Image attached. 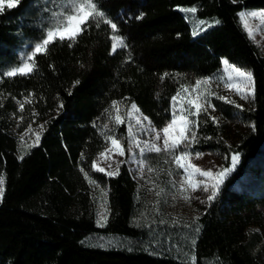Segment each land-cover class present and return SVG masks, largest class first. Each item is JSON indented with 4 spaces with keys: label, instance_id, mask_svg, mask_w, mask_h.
<instances>
[{
    "label": "trees",
    "instance_id": "obj_1",
    "mask_svg": "<svg viewBox=\"0 0 264 264\" xmlns=\"http://www.w3.org/2000/svg\"><path fill=\"white\" fill-rule=\"evenodd\" d=\"M56 2L21 0L0 13V74L23 62L27 44L41 40L49 26L45 8ZM98 4L126 48L113 53L110 26L93 23L71 45L56 42L38 55L32 74L0 79V176L5 179L0 264H190L191 256L196 264H264V236L251 229L264 228V54L239 15L264 9V0ZM187 7L197 12L180 10ZM199 21L205 23L193 36ZM223 59L252 72L255 96L245 108L211 101L225 122L248 126L233 145L222 137L225 122L199 117L194 151L219 153L226 166L231 154L239 153L240 163L196 223L157 212L125 164L116 176L92 170L108 146L104 135L114 134L105 113L113 100L134 102L162 128L171 119V97L180 84L218 77ZM26 96L32 102L21 111L18 102ZM16 117H23L21 124ZM36 123L44 129L38 144L29 147L21 134ZM81 169L99 187L90 185ZM105 208L107 223L98 224Z\"/></svg>",
    "mask_w": 264,
    "mask_h": 264
},
{
    "label": "snow or ice",
    "instance_id": "obj_2",
    "mask_svg": "<svg viewBox=\"0 0 264 264\" xmlns=\"http://www.w3.org/2000/svg\"><path fill=\"white\" fill-rule=\"evenodd\" d=\"M21 3V0H0V13H3L5 8L11 10L16 8ZM47 3V0H46ZM186 13H196L197 8L187 7L180 9ZM45 11L49 13V26L43 29V36L41 40L34 44L32 50L27 53L23 62L18 66L12 67L10 70L4 71L0 74V79L3 77H16V76H28L32 74L37 68L36 57L40 54L46 55L49 50V46L56 42H70L74 43L79 36H81L88 28L94 23L96 27H99L101 23L110 26L113 35L110 39L112 41L111 50L113 53L119 48H126L127 44L124 37L115 34L118 31L117 25L107 17V14L100 9L98 0H57L54 7L49 9L45 8ZM243 25L250 37H254V30L249 27L248 20L254 19L259 21L260 28H264V10L252 11L248 13L241 12L240 14ZM204 21L199 23L193 28V36L198 35L202 29L200 25H203ZM219 23V21H215ZM224 76L219 79L225 81V87L234 91L241 99H249L255 96V82L251 71L245 70L230 63L229 60L223 59ZM169 74L165 73L164 77ZM214 77H201L195 80L193 85L180 84L175 95L171 97V119L162 127L157 129L151 119L145 116L138 106L133 102L126 109H122V101L113 100L111 102V111L105 109V113L108 114L111 121L115 125L119 126L127 124V140L128 149L126 150L122 139H118L113 135H104V139L108 146L104 151L98 154V159L103 158L111 161L109 168L112 164H115L114 170H106L104 167H100L96 161L92 163V170L105 173L108 176L119 175V169L122 163L126 161L114 160L113 156L118 155L124 157L127 152H131L132 161L138 165L137 171L141 176L144 175V167L147 165V161L144 159L146 153L167 154L171 157V163L175 165L177 170H182L180 181H172V185L176 188L181 198L188 203H191L192 193L202 190L205 193H210L207 196V201H212L218 195L220 186L224 182V178L230 173L238 162V154H234L231 158L232 167L222 168L220 171H214L212 168H203L193 163V158L200 159L203 153L190 151L193 144L199 143V137L197 135V129L199 127V117L201 114H208L209 118L218 123V118L211 116L209 109H214L215 106L209 104V97L216 96L217 94L211 90V85ZM77 84L79 81L76 82ZM218 99L225 101L228 104H234L237 108H241L242 105L236 103L234 100L225 96H217ZM26 103H31L30 97H25L24 102H18L20 110L23 111ZM60 107H63L61 104ZM122 111L125 115H122ZM23 119V117H21ZM43 128V126H40ZM105 129L108 125L103 126ZM255 127L254 125L252 126ZM30 126L26 132H34ZM140 133H148V139L141 140L139 138ZM41 133L35 132V141L29 147H34L40 140ZM23 143V137L21 138ZM135 150H138L135 151ZM137 154L141 159L137 160ZM23 159V156L20 157ZM168 163V161H165ZM149 173H156L159 175L157 169L148 167ZM84 172L83 169H81ZM168 175H172V171H168ZM85 179L88 180L90 185L99 187L97 181L89 177L87 172H84ZM153 184V188L159 186L155 181H150ZM4 184L5 179L0 176V202L3 201L4 196ZM152 190V189H150ZM165 189L159 187L156 191V196L160 197L164 193ZM101 192L104 197L107 196V190L101 188ZM176 197L173 196V199ZM107 200H104V204ZM159 203L157 200L156 211H159ZM107 208L103 213H99L100 219L97 223H107ZM199 217L193 218V223H196ZM164 223L165 221H161ZM173 224L178 223V220H173ZM191 227V225H187ZM200 226L197 224L195 231L199 232ZM194 244V241H193ZM190 264H196L195 256L190 257Z\"/></svg>",
    "mask_w": 264,
    "mask_h": 264
},
{
    "label": "rangeland",
    "instance_id": "obj_3",
    "mask_svg": "<svg viewBox=\"0 0 264 264\" xmlns=\"http://www.w3.org/2000/svg\"><path fill=\"white\" fill-rule=\"evenodd\" d=\"M259 10H264V9H245L242 12L248 13L252 11H259ZM240 23L244 29V31L247 33L243 22L240 17ZM248 25L254 30V37H250L247 33V35L251 38L253 42H255L261 49L262 53L264 54V28H260L259 26V21L254 20V19H249L248 20ZM34 43L27 44L23 51H22V58L24 59L27 55L28 52L32 50V47L34 46ZM224 76V65L222 68V73L214 78L212 85H211V90L216 93V96H210L209 97V104L212 105V99L217 98V96H225L229 99L234 100L236 103L242 105L241 108L245 107H250V102L251 98L249 99H241L239 95H237L234 91L229 90L227 87H225V81L223 79H219L220 77ZM234 105V104H232ZM130 105H125L122 103L121 107L122 109H126ZM235 106V105H234ZM236 107V106H235ZM209 113L211 116H215L218 118V123L225 122V119L221 117L217 112L216 109H209ZM122 115H125V113L122 111ZM203 114V113H202ZM146 116V115H145ZM203 116H209L208 114H203ZM23 119L21 117H16L15 122L16 124H21ZM43 126L42 123H36V124H31L30 127L35 130L34 132H26L27 128L24 132H22L21 137H23V140L32 143L35 141V132H40L42 133L43 128L40 126ZM154 125V124H153ZM224 133H223V139L227 144L233 145L239 137V134L248 126H246L243 123H232V122H225L224 124ZM120 126H124V130H119ZM157 129L156 125H154ZM111 129L114 131V135L118 139H122V142L124 143V146L126 150L128 149V140H127V124H122V125H115L113 121H111ZM139 138L141 140L143 139H148L149 134L148 133H140ZM194 144L192 145L190 151L193 153L198 152L194 151L193 149ZM104 151V150H103ZM138 152V150H135ZM102 152V151H101ZM203 153V156L200 159H195L193 158V163L207 169V168H212L214 171H220L222 168H231L232 167V160H230V165L226 166V160L222 155L216 152L208 151V152H200ZM234 154H238V162L236 163L235 168L226 175L224 178L225 180L231 176L234 171L237 169L239 163H240V154L239 153H232L231 158ZM98 157V155H97ZM96 157L95 161L100 167H104L106 170H114L115 169V164H112V167L109 168V164L111 161L107 159L100 158L98 159ZM114 160H122L126 161L125 164L133 179L137 183L138 187L140 190H142L146 196H148V199L157 207V200L160 201L159 203V208L164 211L166 214L173 215L177 219L181 220H190L194 217H197L201 214L202 210L211 202L207 201V196L210 193H205L202 190L196 191L192 193V196L194 197L191 201V203L185 202L179 193L176 191V188L173 187L172 181H180L181 179V172L182 170H177L175 165L171 163V157L168 156L167 154L161 153V154H156V153H146L144 156V159L147 161V165L144 167V175L141 176L140 173L137 171L138 165L132 161V155L131 152L126 151V155L124 157H120L118 155L113 156ZM136 159L139 160L141 157L137 154ZM165 161H168L166 163ZM121 164V165H122ZM152 167L157 169L159 172V175L157 176L156 173H149L147 168ZM172 171V175H168V171ZM150 181H155V183L159 186L165 189L164 193L160 196H156V191L159 190L158 188H153V184ZM223 182V184H224ZM222 184V185H223ZM220 186V189L222 187ZM152 189V190H150ZM173 196L176 198L173 199ZM251 229L253 230H261L262 234L264 236V228L263 229H258L257 226H252Z\"/></svg>",
    "mask_w": 264,
    "mask_h": 264
}]
</instances>
